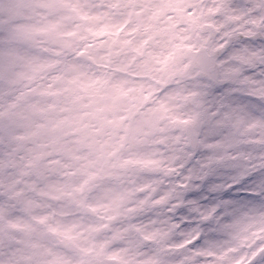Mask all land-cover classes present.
<instances>
[{
    "label": "rangeland",
    "instance_id": "obj_1",
    "mask_svg": "<svg viewBox=\"0 0 264 264\" xmlns=\"http://www.w3.org/2000/svg\"><path fill=\"white\" fill-rule=\"evenodd\" d=\"M52 1L32 0L27 8L33 9L29 13L22 11V17L19 19L26 25L18 29L22 31L26 29L33 34L43 32L45 21H42L45 19V14L42 10L50 7ZM15 2L16 0H8V3L0 0V23L8 25V20L14 18L11 11ZM63 2L65 13L59 17L64 24H62L63 33L79 36V45L75 49L77 56L64 62L60 76L62 86L57 87V92L62 97L60 100L62 115L59 116V123L65 124V129H68L60 140L43 138L42 133L35 132L42 124L40 115L30 120L28 119L30 115L25 112L26 109H19L21 112L13 116L28 121L5 137L6 140L0 137L4 140L0 143V213L9 215L8 220L14 224L12 228L25 233L26 238L23 240L17 236V242H27V235L30 234L34 236L35 243L52 241L50 234H57V229L61 225L59 215H72L71 212L75 210L70 207V193L65 194L68 197L63 199V204L62 199L60 202L58 198L63 192L71 189L67 186V180L80 179L77 177V170H128L129 164L140 163L152 171L148 174L129 172L125 175L127 184L125 190L128 189L132 197L127 203L128 228L126 229L127 225L122 223V220L117 221L116 224L114 220L110 224L114 231L111 239L122 244L119 254L115 255L123 261H134L137 256L130 249H135V244H139L144 251L140 252L142 258L138 264H251L255 254L247 255V253L253 246L264 241V232L258 234V231H264V207L250 205L231 211V220L216 227L214 235H209L203 229L180 230V225L172 218L177 207L188 203L183 200L184 189L188 183V176L182 174L186 164L185 127L189 124L195 126L204 106L198 102L190 104L194 102L190 99L193 95L185 89L163 87L166 79L164 72H154L163 59L156 56L155 51L147 56L146 61L152 69L151 77L155 78L160 86L150 80L143 81L137 72L135 74L130 71L139 77L140 82H130V78L134 77L129 73L128 81L122 78L116 79L117 88L123 87L122 91L115 89L106 95L105 91L103 92L105 79L101 77L98 80L104 83L97 93L92 89L94 80H97H93V73H104V68L110 60L116 66L115 72L125 71L131 60H134V64L138 66L139 51L131 50L127 54L126 48L121 43L120 46H115V50L112 49L117 57L110 59L112 51L107 39L112 40V37L110 35L106 38L104 35L107 32L114 34L122 21L111 19L105 12H101L98 9L100 0H63ZM256 6L254 4V7ZM71 10L76 11L74 16H69ZM141 13L143 20L149 22L151 15L145 11V8L141 9ZM47 18L50 19L51 16L48 15ZM50 21L58 22L59 19ZM2 34L0 33V40L7 39V35ZM3 47H0L1 65L2 68L10 71L8 74L12 83L40 79L34 73L40 74L41 65L45 64V60L38 58L31 51L20 48H15L13 56H9ZM86 54L99 63L98 69H93L89 63L82 62V56ZM244 60L253 63L256 67L260 65L258 57L252 56ZM53 80H57V77L51 78L50 83ZM256 83L259 89L260 80L257 79ZM72 84L78 86V89L68 91ZM142 86L146 87V92L139 100L138 94L133 91L138 92ZM124 90H129L130 94H123ZM259 95H264V92L256 94ZM127 97L129 100L125 103ZM150 97H154V103L144 108L143 104ZM11 105L1 110L8 112L10 108L13 109ZM71 107L80 109L78 122L72 115ZM36 110L40 113L45 108L43 109L39 104ZM124 111L127 114L125 127L119 125ZM101 112L103 116H100ZM206 112L207 109L204 113ZM74 114L78 113L75 111ZM165 117L168 118V122L161 125L159 122L161 119L165 120ZM203 118L205 125L208 123V118L206 116ZM231 118L234 122H238L239 134H247V129L250 131L254 129L256 138L253 139L256 140L252 144H244L245 146L238 145L240 138L232 143L228 138L232 134L217 127V122L223 120L217 121L216 129L222 135V139L208 145L219 153L213 156L216 162L229 155L233 159L242 156L247 161L255 157V152L250 156L245 155V150L258 148L264 144V121L254 117L243 106L240 111H233ZM51 119L50 121L54 120ZM124 130L127 131L126 134ZM0 133H2L1 129ZM220 147L223 148V152L219 151ZM42 155H47L48 160L42 166H38V159ZM157 171L164 177L156 178ZM174 171L176 175L170 179L169 174ZM32 186L35 188V193L30 190ZM108 190L110 191L105 193L103 201L96 200L91 203V209L102 207L112 211L117 210L119 195L113 187ZM20 192L25 193L22 204L17 206L14 197ZM192 211L200 213L199 216L194 217L200 220L210 219L213 214L212 212L204 214L199 207H194ZM77 221L71 219L66 223L76 224ZM247 227H252L253 231L258 229L255 233L257 238L252 243L253 246L248 245L245 249H241L239 242L248 238L243 232ZM199 236H204L202 243L192 248V242ZM244 250L246 253L243 252Z\"/></svg>",
    "mask_w": 264,
    "mask_h": 264
},
{
    "label": "flooded vegetation",
    "instance_id": "obj_2",
    "mask_svg": "<svg viewBox=\"0 0 264 264\" xmlns=\"http://www.w3.org/2000/svg\"><path fill=\"white\" fill-rule=\"evenodd\" d=\"M24 1L31 2L30 0ZM246 1L248 7H242L239 0H107V3L117 7L120 13L129 12L132 14L144 8L151 9V21L142 29V33L147 45L157 46V53L163 59L162 64H158L154 72L163 71L165 76L169 77V83L176 88L189 87L192 93L197 90L198 96L201 97V105L204 106L203 111H205L208 109L206 99L208 98L210 79L203 77L200 71L195 69L194 64L198 60L204 64H211L206 66L205 73L206 76H210V74L216 73V70L212 66V62L207 60L227 51L226 58L218 60L219 79L231 82L240 93H251L252 95L257 93L256 81L260 80L258 72L245 74L246 69L257 67L253 63L241 61L254 56L258 57L259 64H264V0ZM254 4L257 6L254 7ZM22 7H25L22 0H16L12 13L15 12V9L21 10ZM0 26V33H3V36H6L7 33L12 34L11 39H6L10 44L21 39L22 33L17 31L16 27L22 26V23L10 22L8 25L0 23ZM46 26L47 31L56 30V32L42 33L39 39L41 45L47 46L49 41L59 52L60 49L57 46L64 39L60 36L63 35L60 32L63 30V26L59 24L53 30H50L48 25ZM5 30L8 32H3ZM121 39L126 40L127 35ZM7 43L5 42L4 46ZM1 44L3 43H0V46ZM5 51L7 52V50ZM10 51L8 55L13 56L15 51ZM145 51L147 52V48ZM53 56L58 57L55 54ZM15 57L17 58V54ZM1 61L0 57V68H2ZM2 69L3 72H1ZM2 69H0V73L5 76L6 81L3 84L0 83V129L2 131L0 137L6 140L5 137H8L12 132L6 118L16 120L20 126H24V122H27L28 119L37 118L38 112L34 109L31 111L26 109L25 112L30 117L25 121V118L13 116L21 112L16 106L8 110L10 113L4 112L1 108L10 106L9 101L15 95L31 92L38 83L26 80L12 83L8 74L10 71L6 68ZM42 98L46 111L41 113L44 121L40 125V132H42L43 138L51 137V140H57L60 132L59 116L62 115L61 104L57 99L49 101L47 94ZM190 99L194 98L190 97ZM240 108V103L230 107V111L226 114L227 119L217 122V125L219 127L232 126L229 117L233 111H240ZM30 123L32 126L33 122ZM230 131H235V125ZM128 173V170H88L84 177L89 175V179L67 180L68 187H75L76 184L81 186L79 189L74 188L68 192L72 193L71 196L79 199L80 203L84 202L85 205L82 210H77V213L73 212L77 215L76 224L66 223L70 218L59 217L61 225L58 227V237H53L52 242H39L34 247L32 243L28 242L30 235H27V242H17L16 237L19 236L24 240L25 233L12 228L13 226L8 220L9 215L5 216L4 212L0 213V264H138L142 258L140 252H143L144 249L139 247V244H135L136 248L132 250L137 256L136 259L134 261L120 259L115 254H119L118 251L122 244L111 239L113 234L110 225L112 214L106 211H90L87 205L102 195L104 188L113 187L119 190L123 187L126 188L125 175ZM80 174L83 175L81 170H77V175ZM85 185L89 187L87 188ZM25 192H20L21 200Z\"/></svg>",
    "mask_w": 264,
    "mask_h": 264
},
{
    "label": "snow or ice",
    "instance_id": "obj_3",
    "mask_svg": "<svg viewBox=\"0 0 264 264\" xmlns=\"http://www.w3.org/2000/svg\"><path fill=\"white\" fill-rule=\"evenodd\" d=\"M227 51L217 59L224 60ZM264 88V64L257 68L246 69L245 74H256ZM243 97V99H241ZM240 103L254 117L264 121V95L253 96L251 93H240L234 84L219 79L209 81L208 105L205 113L208 123L203 130L190 139L185 149V167L182 174L188 176L183 200L188 203L177 207L172 218L180 225V230H205L209 235L215 234V228L231 220L230 212L241 207L256 205L264 207V144L258 148L245 150V155L255 152V157L245 161L243 157L233 159L231 155L216 162L213 156L218 155L208 146L219 142L222 135L217 132L216 122L226 120L230 107ZM203 137V143H201ZM199 207L204 214L212 212L207 220L194 219L200 215L192 211ZM214 210V211H213ZM187 217V219H184ZM182 221V222H181ZM204 236H199L191 247L201 244ZM255 254L251 264H264V241L252 247L247 255Z\"/></svg>",
    "mask_w": 264,
    "mask_h": 264
},
{
    "label": "water",
    "instance_id": "obj_4",
    "mask_svg": "<svg viewBox=\"0 0 264 264\" xmlns=\"http://www.w3.org/2000/svg\"><path fill=\"white\" fill-rule=\"evenodd\" d=\"M189 133H190V138H192V137H193L192 133H191L190 131H189ZM41 162H42V160H41ZM131 169L140 170V171H142V172L146 171L144 168H140V167L137 166V165H133V166L131 167Z\"/></svg>",
    "mask_w": 264,
    "mask_h": 264
}]
</instances>
